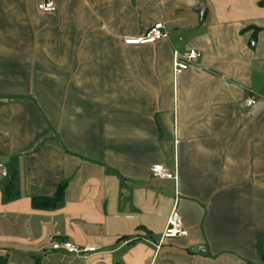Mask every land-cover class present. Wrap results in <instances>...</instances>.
Returning <instances> with one entry per match:
<instances>
[{
	"label": "crops",
	"instance_id": "0c3cea01",
	"mask_svg": "<svg viewBox=\"0 0 264 264\" xmlns=\"http://www.w3.org/2000/svg\"><path fill=\"white\" fill-rule=\"evenodd\" d=\"M44 1L0 0V257L264 264V101L243 106L264 96V0ZM175 50L198 67L175 75ZM174 208L189 234L164 240Z\"/></svg>",
	"mask_w": 264,
	"mask_h": 264
},
{
	"label": "built area",
	"instance_id": "2783aa9c",
	"mask_svg": "<svg viewBox=\"0 0 264 264\" xmlns=\"http://www.w3.org/2000/svg\"><path fill=\"white\" fill-rule=\"evenodd\" d=\"M38 10L43 14H55L57 12V5L55 0H46L38 5ZM169 39V32L164 24H158L150 29L145 35L138 38H127L124 43L126 45L143 46L155 44L160 40ZM201 58V53L197 50H189L185 53L174 51V74L179 75L188 71L191 68H197L196 62ZM259 100L264 101V96L251 93V95L243 102V106L250 108L257 104ZM151 173L153 177L157 179H176V177L170 174L162 166L156 165L152 167ZM3 176H6V170L3 168ZM188 231L184 227L183 220L180 216L177 208H174L171 212L167 227L163 234L164 240H175L185 238L188 236ZM128 242H126L127 244ZM52 249L55 251H65L72 255H83L89 252H94L92 248H81L69 242H56L52 245Z\"/></svg>",
	"mask_w": 264,
	"mask_h": 264
},
{
	"label": "trees",
	"instance_id": "16d2710c",
	"mask_svg": "<svg viewBox=\"0 0 264 264\" xmlns=\"http://www.w3.org/2000/svg\"><path fill=\"white\" fill-rule=\"evenodd\" d=\"M261 6H264V2L260 3ZM64 188L61 187L57 193V195H55V197L53 198H35L33 200V206L37 209H51L54 208L57 203L59 202V200L62 198V192H63ZM15 194V190L13 189L12 185L7 184L4 188H3V195H4V199L5 201H8L12 198V196H14ZM0 264H7V260L0 257Z\"/></svg>",
	"mask_w": 264,
	"mask_h": 264
},
{
	"label": "water",
	"instance_id": "95a60500",
	"mask_svg": "<svg viewBox=\"0 0 264 264\" xmlns=\"http://www.w3.org/2000/svg\"><path fill=\"white\" fill-rule=\"evenodd\" d=\"M205 11H206V7L204 5H200V7L196 9V12L200 13L202 15V17L205 15ZM193 252H195V253H205L203 248L193 249Z\"/></svg>",
	"mask_w": 264,
	"mask_h": 264
}]
</instances>
